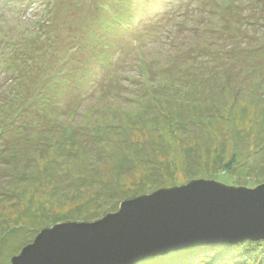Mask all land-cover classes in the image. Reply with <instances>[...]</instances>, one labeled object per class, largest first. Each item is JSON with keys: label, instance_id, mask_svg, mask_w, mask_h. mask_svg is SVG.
Segmentation results:
<instances>
[{"label": "rangeland", "instance_id": "374dc122", "mask_svg": "<svg viewBox=\"0 0 264 264\" xmlns=\"http://www.w3.org/2000/svg\"><path fill=\"white\" fill-rule=\"evenodd\" d=\"M198 180L264 185V0H0V264ZM218 248L138 264H264Z\"/></svg>", "mask_w": 264, "mask_h": 264}, {"label": "water", "instance_id": "95a60500", "mask_svg": "<svg viewBox=\"0 0 264 264\" xmlns=\"http://www.w3.org/2000/svg\"><path fill=\"white\" fill-rule=\"evenodd\" d=\"M264 241V185L198 180L127 201L96 223L43 230L12 264H138L187 248Z\"/></svg>", "mask_w": 264, "mask_h": 264}, {"label": "trees", "instance_id": "16d2710c", "mask_svg": "<svg viewBox=\"0 0 264 264\" xmlns=\"http://www.w3.org/2000/svg\"><path fill=\"white\" fill-rule=\"evenodd\" d=\"M30 1H31L32 3H36V2H37V0H30ZM36 29H39V26L36 27ZM36 29H35V30H36ZM41 31L43 32V28H42V27H40L39 32H41ZM39 32H36V31H35L36 34L39 33ZM43 33H45V32H43ZM45 36H46V33H45ZM17 48H20V47H17ZM10 64H11V63H10ZM45 105H46V104H45ZM43 118H44V117H43ZM38 130H39V129H38ZM245 242H253V241H245ZM243 243H244V242H243ZM254 243H257V242H254ZM240 244H241V243H240ZM224 245H229V247H231V249H233L234 246H237V245L232 246V245H230V244H217V245L205 246V247H202V248H199V249L202 250L203 248H206V247H207V248L209 249V252H211V250H212L213 247H217V248L219 247V248H222V247H224ZM238 245H239V244H238ZM219 248H218V249H219ZM194 250H196V248H195ZM204 250H205V249H204Z\"/></svg>", "mask_w": 264, "mask_h": 264}, {"label": "bare ground", "instance_id": "6f19581e", "mask_svg": "<svg viewBox=\"0 0 264 264\" xmlns=\"http://www.w3.org/2000/svg\"><path fill=\"white\" fill-rule=\"evenodd\" d=\"M247 124V123H246Z\"/></svg>", "mask_w": 264, "mask_h": 264}]
</instances>
